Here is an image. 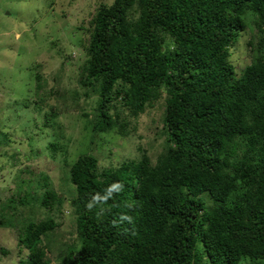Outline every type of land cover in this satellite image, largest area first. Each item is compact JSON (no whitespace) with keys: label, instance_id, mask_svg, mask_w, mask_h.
<instances>
[{"label":"trees","instance_id":"16d2710c","mask_svg":"<svg viewBox=\"0 0 264 264\" xmlns=\"http://www.w3.org/2000/svg\"><path fill=\"white\" fill-rule=\"evenodd\" d=\"M90 26L77 82L96 97L91 143L131 135L157 105L165 140L154 163L140 146L108 168L95 143L67 167L68 197L43 176L8 197L0 228L35 204L16 228L19 264H264V0H114ZM247 29L238 73L230 49ZM66 207L71 243L57 238Z\"/></svg>","mask_w":264,"mask_h":264},{"label":"rangeland","instance_id":"374dc122","mask_svg":"<svg viewBox=\"0 0 264 264\" xmlns=\"http://www.w3.org/2000/svg\"><path fill=\"white\" fill-rule=\"evenodd\" d=\"M113 1L0 0V140L8 136L6 145H0V204L12 195L17 199L32 193L33 183L42 176L68 197L67 167L95 143L101 167L135 159L140 146L155 162L165 140L160 105L146 108L127 137L99 135L91 143L92 133L86 128L84 114L93 112L96 97L84 95L77 82L78 67L86 57L83 46L97 8ZM254 35L247 29L230 49L238 73L251 62L248 43ZM45 114H56V131L43 127ZM51 142L58 144L57 150L49 148ZM32 207L35 204L25 207L23 215L16 214L14 227L0 228V249L8 251L0 250V264H19L24 256L25 251L19 253L16 228ZM32 211L37 218L44 217L43 211ZM58 222L57 238L71 243L76 234L67 207Z\"/></svg>","mask_w":264,"mask_h":264}]
</instances>
